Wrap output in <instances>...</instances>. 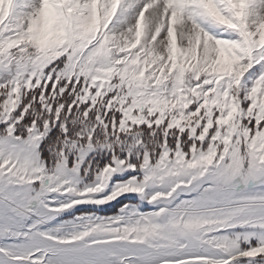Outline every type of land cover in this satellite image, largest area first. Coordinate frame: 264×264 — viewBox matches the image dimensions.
<instances>
[{
  "label": "snow or ice",
  "instance_id": "snow-or-ice-1",
  "mask_svg": "<svg viewBox=\"0 0 264 264\" xmlns=\"http://www.w3.org/2000/svg\"><path fill=\"white\" fill-rule=\"evenodd\" d=\"M0 264H264V0H0Z\"/></svg>",
  "mask_w": 264,
  "mask_h": 264
},
{
  "label": "rangeland",
  "instance_id": "rangeland-1",
  "mask_svg": "<svg viewBox=\"0 0 264 264\" xmlns=\"http://www.w3.org/2000/svg\"><path fill=\"white\" fill-rule=\"evenodd\" d=\"M151 11V10H150ZM83 207V206H82ZM109 211H115V209H109Z\"/></svg>",
  "mask_w": 264,
  "mask_h": 264
}]
</instances>
